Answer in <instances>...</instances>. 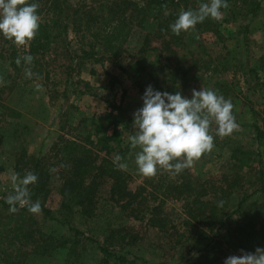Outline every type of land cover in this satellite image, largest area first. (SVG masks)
<instances>
[{"label": "rangeland", "instance_id": "obj_1", "mask_svg": "<svg viewBox=\"0 0 264 264\" xmlns=\"http://www.w3.org/2000/svg\"><path fill=\"white\" fill-rule=\"evenodd\" d=\"M127 1L143 7L151 0ZM103 2L115 4L122 0H59L62 13L58 17L59 27L52 33L55 38L33 56L29 66L34 74L40 72V78L37 75L29 78L24 71L23 57L29 55L31 41L19 46L14 42L3 44L5 36L0 33V201L14 191L10 176L18 153L22 151L29 157L47 155L48 162L54 163L51 149L58 141L74 139L85 144L88 137L96 141L102 135L112 134L114 122L121 132L120 144L127 149L121 163L127 164L122 171L126 174L128 189L139 190L138 201L163 191L173 177L172 171H161L158 166L155 176L142 175L135 163L140 149H132L128 138L135 131L133 114L143 107L142 97L147 87L151 85L157 91L168 92L166 84L158 79H163V75L174 68L179 73L184 72L188 64H184L183 59L189 60L190 52L200 55L198 58L204 62L206 71L197 79L189 73L187 98L191 99L193 89L199 91L203 86L230 98L239 128L229 135L234 141L232 145L213 148L186 170L199 186L208 179L219 184L220 179L229 174V156L235 147L257 151L259 158L250 171L239 175L227 206L232 210L242 199L246 200L244 203L254 200L260 195H254L260 188L256 173L258 169L264 172V0H229L227 12L222 13L219 20L207 19L211 26L203 22L198 32L195 26L182 33V47L166 64L168 69H165V61L158 58L163 36L158 33L160 23L154 17L156 6L148 8L143 21L140 15H134V28L125 46L127 55L119 60H110L103 53L92 58L83 56L94 43L83 29L87 13H93ZM204 2L209 0H188L164 12L162 17L174 15L177 19L182 8L196 9ZM252 10H255L253 15ZM212 29H217L219 35H214ZM139 50L145 52V76L127 77L121 67L125 68ZM17 58L21 59L20 65L16 64ZM216 128L213 123L210 133L215 135ZM56 178L51 180V193L45 203L50 217L27 213V234L30 235L27 244L24 243L27 235L21 236V241L14 246L8 244L11 235L0 237V264H116V255H124L135 264H224L227 257L241 254V250L231 248L227 243L229 239L224 237L233 229L237 216L221 227L220 237L215 239L217 243L212 238L198 241L197 223L181 226L185 218L181 203L166 200L163 211L168 216L165 217L180 233L193 235L180 244H170L167 235L149 226L146 218L135 221L129 210L114 205L105 188L99 191L97 212L92 219L62 211ZM158 202L149 199L148 205ZM9 214L10 211L0 205V222ZM108 224L112 227L130 225L138 234L131 246L110 248L114 256L105 261L94 241L103 242ZM48 237L60 244L55 242L58 245L50 247ZM257 247L264 248V243L255 246L251 241L243 251L255 252ZM16 248L20 249L18 255Z\"/></svg>", "mask_w": 264, "mask_h": 264}, {"label": "trees", "instance_id": "obj_2", "mask_svg": "<svg viewBox=\"0 0 264 264\" xmlns=\"http://www.w3.org/2000/svg\"><path fill=\"white\" fill-rule=\"evenodd\" d=\"M187 1L151 0L143 7H138L136 3L127 0H122V3L110 4L103 2L99 4L93 13H87V20L83 25V29L94 42L89 51L85 52L83 56L92 58L103 53L110 60H119L122 56L127 55L125 46L134 28V15H140L143 21L147 16L148 8L156 6L157 13L154 17L160 23L158 33L163 36L161 50H158L160 51L158 58L165 61L164 66L166 67L170 58L175 55L176 50L182 47L180 35L184 31L179 36L175 35L171 31L170 25L176 20V17L174 15L162 17V14ZM29 2H36L40 6L38 15L41 20L38 34L28 47L29 55L34 56L45 49V44L55 38L52 33L56 30L55 28L59 27L58 17L62 10L59 0H29ZM228 2L229 0H227ZM165 4L167 9L164 8ZM221 12L225 13L227 9H221ZM251 12L253 15L255 10ZM204 22L206 25H210L207 19ZM201 24L196 26L197 32L202 28ZM63 29V31H66V26H63ZM213 32L214 35H219L217 29H214ZM84 36L83 38H85ZM11 42L14 41L7 37H4L2 41L3 44ZM144 53L139 50L136 55L131 56L132 60L128 62L126 67H121L124 75L135 78L145 76L144 72L147 70V66L143 57ZM188 55L189 60L183 59V63L188 64L184 72L179 73L174 68L164 74L163 79H158V82L162 80L161 82L166 84L170 94H175L179 91L185 97H188L190 89H187L186 78L189 73H192V77L196 76L197 79L206 71L203 68L204 62L201 58H198L200 55H195L193 52L188 53ZM165 69L168 68L166 67ZM37 74L38 78H40V72ZM203 88L205 87L203 86ZM113 124L112 134L102 135L96 141L90 140L89 137L85 144L74 139L58 141L51 149L54 153V163L48 162L50 158L47 155L29 157L22 151L18 153L13 170L19 173L21 177L26 171H31L38 176V182L29 186L31 199L33 202L36 200L41 202V213L47 218L50 217V211L45 207V203L51 193V180L54 179V176H57L56 180L59 182L58 193L60 197L59 208L72 215L78 214L81 218L92 219L96 216L99 191L105 188L108 190L109 199L114 205H120L121 209L129 210L130 216L135 221L140 218H146L149 226L157 228L160 233L167 235V239L171 242L170 244H180L181 240L187 241L193 235L180 233L173 226V223L171 224L168 218L165 217L168 216L163 211L166 200H175L181 203L185 216L180 223L181 226L186 227L191 223H197L199 226V231H197L198 241L212 238V241L217 243L215 239L220 237L219 231L221 227L237 216L233 229L224 235L227 240L229 239L227 243L231 248L239 252L243 248H248L251 241L255 243V246L264 243V172L262 169H258V173H256L260 188L254 193V195H260L248 203H244L246 200L242 199L232 210L227 206V200L230 198L233 186L236 184L239 175L245 170L250 171L252 169L255 159L260 156L259 152L235 147L229 156V174L223 176L219 184L213 183L212 180L208 179L205 184L199 186L193 181V176L186 169L179 174H175L172 171L173 177L167 181L163 191H159V194L155 196L150 194L151 198L148 196L141 197V200L138 201L139 190L132 192L128 189L126 174L118 167V163H121L124 159L127 149L120 144L121 132L117 127L118 123L114 122ZM212 135L214 137L213 148L222 149L234 143L229 135L224 137L216 134ZM257 136L258 138L262 136L258 130ZM116 155L121 156L123 159L119 162L115 161ZM53 169L54 171H51ZM149 199L152 201L159 200V202L150 206L148 205ZM219 201L224 202L223 207L218 206ZM0 205L9 211L10 206L6 203V200L0 201ZM17 207L19 208L18 205ZM27 213L30 212L28 207L25 206L16 213L10 212L6 220L0 222V237L5 234L11 235L9 246H14L17 242H20L21 236L25 238L27 235L24 243L27 244L29 242L30 235L27 234L29 217ZM108 225L103 242L94 241L98 250L105 256V261L114 256L110 248L123 249L125 246H131L136 238L135 236L138 234L130 225L125 227ZM167 225L170 227L168 228ZM168 231L171 232L168 233ZM75 232L76 234L79 233V231ZM47 242L51 247L53 245L57 246L58 244L55 242L59 241L53 242V239L48 237ZM63 246L60 245V247ZM15 253L18 255L20 249L16 248ZM114 258L116 264H135L124 255H116Z\"/></svg>", "mask_w": 264, "mask_h": 264}, {"label": "clouds", "instance_id": "obj_3", "mask_svg": "<svg viewBox=\"0 0 264 264\" xmlns=\"http://www.w3.org/2000/svg\"><path fill=\"white\" fill-rule=\"evenodd\" d=\"M39 7L38 3L29 0H0V33L18 46L32 41L40 27ZM228 7L227 0H209L200 3L196 9L182 8L178 18L170 25L171 31L179 36L182 31L194 29L208 18L219 20L221 9ZM164 8L167 9L166 4ZM33 60L31 55L23 57L26 65L24 71L29 78L38 76L29 67ZM16 64H21L20 58H17ZM142 99L143 107L133 114L135 131L128 139L132 149H140L136 152L135 163L144 176H155L158 166L161 171L179 174L202 155L211 152L214 137L210 134V125L213 123L217 126L216 135L220 137L231 135L239 128L231 99L211 89H193L189 99L179 91L170 94L149 85ZM122 159L119 155L115 157L117 162ZM118 167L125 169L127 164L118 163ZM38 179L31 171H26L23 177L12 172L10 180L14 192L6 197L11 213L25 206L32 214L41 213V202L32 201L29 187L35 185ZM223 203L219 201L218 206L223 207ZM224 264H264V248L257 247L255 252L241 250L240 255L227 257Z\"/></svg>", "mask_w": 264, "mask_h": 264}, {"label": "built area", "instance_id": "obj_4", "mask_svg": "<svg viewBox=\"0 0 264 264\" xmlns=\"http://www.w3.org/2000/svg\"><path fill=\"white\" fill-rule=\"evenodd\" d=\"M176 1V0H175Z\"/></svg>", "mask_w": 264, "mask_h": 264}]
</instances>
